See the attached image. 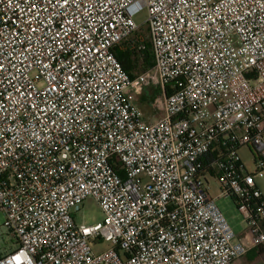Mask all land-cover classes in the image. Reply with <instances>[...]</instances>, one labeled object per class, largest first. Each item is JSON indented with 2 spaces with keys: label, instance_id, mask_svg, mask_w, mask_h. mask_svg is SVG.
Returning a JSON list of instances; mask_svg holds the SVG:
<instances>
[{
  "label": "built area",
  "instance_id": "1",
  "mask_svg": "<svg viewBox=\"0 0 264 264\" xmlns=\"http://www.w3.org/2000/svg\"><path fill=\"white\" fill-rule=\"evenodd\" d=\"M144 10L155 64L132 77L115 50ZM263 176L264 0H0V206L18 241L0 264H234L264 247ZM89 197L104 220L78 224Z\"/></svg>",
  "mask_w": 264,
  "mask_h": 264
},
{
  "label": "rangeland",
  "instance_id": "2",
  "mask_svg": "<svg viewBox=\"0 0 264 264\" xmlns=\"http://www.w3.org/2000/svg\"><path fill=\"white\" fill-rule=\"evenodd\" d=\"M135 19L141 25L137 37L147 40V38H149L147 24L145 23L147 20V10L136 15ZM141 72L143 71H140V73ZM147 92L149 93V97H147L149 101H143L142 99L141 102L144 103H141V105L144 106L145 114H148V117L146 116V118L152 119L159 115L155 109L156 101H154L155 98H158L159 89L157 86H153L148 88ZM240 156L247 170L251 173H256L257 168L252 151L249 148H242L240 150ZM209 181L211 185V195L224 213L231 227L237 235L243 234L246 227L243 213L239 210L233 198L228 196L220 197L221 183L218 178L210 175ZM258 181L262 184L264 189V176L259 178ZM75 219L78 224L94 225L104 220V213L97 200L94 197H89L82 203L80 210L75 212ZM5 223L6 214L0 206V254L10 253L18 246L17 239L11 235ZM92 246L96 252H100L110 245L109 242L101 243L93 241Z\"/></svg>",
  "mask_w": 264,
  "mask_h": 264
},
{
  "label": "trees",
  "instance_id": "3",
  "mask_svg": "<svg viewBox=\"0 0 264 264\" xmlns=\"http://www.w3.org/2000/svg\"><path fill=\"white\" fill-rule=\"evenodd\" d=\"M138 32L129 40L124 41L121 46L117 47L115 54L122 66L129 72L132 77L154 66L155 58L149 38L146 40L147 47L145 50H140L137 47H132V42L136 40Z\"/></svg>",
  "mask_w": 264,
  "mask_h": 264
},
{
  "label": "crops",
  "instance_id": "4",
  "mask_svg": "<svg viewBox=\"0 0 264 264\" xmlns=\"http://www.w3.org/2000/svg\"><path fill=\"white\" fill-rule=\"evenodd\" d=\"M149 97V96H147ZM146 97V94L143 96V101H149V99ZM144 103V102H142ZM143 110H144V106H142ZM146 113V112H145ZM145 116L148 117V114ZM258 184L260 186V188L262 189L263 193H264V189L261 183ZM246 228H245V233L246 232ZM242 235V234H241ZM7 254V253H5ZM5 254H0L1 255H5ZM234 264H264V247H258V248H254L252 250H250L244 257L238 259Z\"/></svg>",
  "mask_w": 264,
  "mask_h": 264
}]
</instances>
